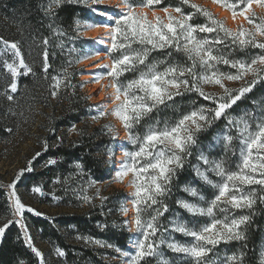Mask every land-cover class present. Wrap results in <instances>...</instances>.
Returning <instances> with one entry per match:
<instances>
[{"label": "trees", "instance_id": "trees-1", "mask_svg": "<svg viewBox=\"0 0 264 264\" xmlns=\"http://www.w3.org/2000/svg\"><path fill=\"white\" fill-rule=\"evenodd\" d=\"M122 1L126 5L128 2L135 4L136 12L140 8L150 11L167 8L171 10L169 13L179 16V13L174 12L176 7H181L184 13L194 12L190 5L182 4L181 0H160V3L151 6H141L143 0ZM213 1L233 12L232 8L225 6V3ZM226 2L235 3L236 0H226ZM191 3L209 10L215 18L223 21L225 26L230 28L225 20L209 7L194 0H191ZM48 4L49 0H0V37L9 42H18L25 62L32 68L31 73L17 78V90L12 92L8 87L12 77L4 67V62H12L13 56L11 50L0 43V139L25 141L28 134L34 131L35 140L32 150L41 155L39 157L36 155L32 162L33 170L24 174L19 186L32 193L33 197L43 205L72 211L48 218L29 215V227L34 239L48 245L49 250L55 254L53 260L47 264H121V260H116V258L121 259L120 253L115 249L118 247L126 251L131 243V234L126 228L120 227L122 222L127 220L121 212V208H125L127 203V194L123 188L114 186L112 180L117 152V141L112 138L114 126L105 115L93 119L97 115L96 105L91 102L80 77L83 71L81 57L86 52V45L91 41L81 32L83 21L91 20L90 11L88 7L75 3V0L71 2L65 0L62 6L55 9V16H51L46 11ZM236 11L239 13L240 8L238 7ZM256 16L255 23H260L259 18L263 16L258 14ZM77 20L82 22L79 33L76 31L75 21ZM205 22V18L199 14L195 15L191 21L193 24ZM255 23L249 24L248 29L255 28ZM54 30H60L65 35H55ZM73 37L76 38L73 39ZM45 38L48 39L47 46L43 44ZM257 40L264 42L258 38ZM45 47L49 53L48 63L50 64L47 74L43 71ZM132 47L140 50L138 44H133ZM71 49L74 51H70ZM218 54L228 56L230 59L247 60L264 54V50L251 47L240 50L232 49L230 46H220ZM115 55L108 51L112 63ZM159 61L180 65L189 63L183 52H177L173 48L151 51L146 63ZM166 66V64H160L159 69L162 70ZM64 69L69 74L70 86L62 85L58 94L53 96L51 95V77L57 76ZM220 70L235 71L224 65L220 66ZM133 76V73L124 74L120 78V83H126ZM252 78L253 76H249L245 79ZM113 80L116 85L117 81L114 78ZM225 82L235 83L238 85L237 88L245 83L244 80H225L224 84ZM225 86L235 89L233 85L225 84ZM203 88L205 92L220 94L219 85L205 84ZM8 96H12V100H9ZM253 101L255 104L252 103ZM201 105L214 107L210 101L204 100L195 91L184 92L183 95L175 96L167 106L162 105L155 109L150 117L136 126L135 131L142 135L152 121H175L182 114ZM245 112H251L255 116L264 114V81L258 83L250 93L229 109L228 115L241 116ZM250 123L254 125L255 121ZM33 124L36 126L33 127ZM225 124L226 120L222 117L210 130L199 134V147L192 149V156L186 161L184 169L177 173L178 178L172 183L171 193L164 199V203L168 205V211L159 218L160 232L152 238L160 244L158 251L161 255L146 258L143 264H193L192 258L175 253L167 247V243H160V241L186 245L193 242L192 238L172 230V222L176 218L197 230L211 222L210 217L189 215L179 208L176 202L181 199L199 202L182 190L186 184L196 187L206 200H211L216 193V189L200 181L193 174V166L204 167L197 159L201 149L210 159L223 158L226 161L225 166L235 170V166L240 162L237 141L234 140L231 145L232 149L237 150L235 155L231 151L225 153L221 145L211 143L213 137L224 129ZM105 125L113 127L109 130L105 129ZM53 129H55L54 133ZM230 134L236 135L235 131ZM57 137L62 140L58 147L56 146ZM45 142L48 145L47 150H45ZM126 150L134 151L135 147L127 145ZM109 152L113 153L111 159H109ZM51 158H55L57 163L46 166L45 162ZM77 164L82 167L77 168ZM210 178L214 181L218 179L212 174ZM34 187H39L41 192H33ZM244 191L255 192V203L252 209L234 210L229 215L250 216L248 224L241 226L245 239L222 242L214 246L206 264H229L227 258L232 254L239 255L241 252L244 253L242 264H262L264 260V186H245ZM84 196L91 199L85 201ZM134 208L136 214L135 204ZM10 215V199L5 188L0 185V219L8 218ZM223 215L219 211L215 212L217 218H223ZM146 216L147 213H144L145 218ZM23 236L17 224H13L6 230L0 245V264H21V262L41 264L36 253L25 243ZM82 237L100 240L113 247L91 243ZM57 249L63 251L64 255H58Z\"/></svg>", "mask_w": 264, "mask_h": 264}, {"label": "snow or ice", "instance_id": "snow-or-ice-1", "mask_svg": "<svg viewBox=\"0 0 264 264\" xmlns=\"http://www.w3.org/2000/svg\"><path fill=\"white\" fill-rule=\"evenodd\" d=\"M181 2L184 5H190L194 12L184 13L181 7H176L174 12L180 14L176 16L165 8L164 11L168 13L167 21L159 16L155 21H151L146 14L136 12V6L131 2H128L125 8H121L119 5H105L103 0H75V3L88 7L93 15L100 16L104 21L103 26L110 28L109 35L112 43L108 50L116 55L113 63L105 67L110 68L108 75L117 81L114 100L118 103L113 112L128 131L125 143L135 147L134 151L124 150L125 159L119 162L118 168L114 165L115 177L122 180L131 173L132 183L135 185V191L132 194L136 205L135 229L133 230V222L129 220H124L120 225L131 234L132 243L129 245L131 250L122 251L118 247L115 249L121 256L127 258V264H143L146 258L161 255L158 251L160 244L152 238L160 232L159 218L168 211V205L164 203V199L171 193L172 183L178 178L177 173L184 169L186 161L192 156V149L199 147V134L210 130L214 123L222 117L226 120L225 127L213 137L211 143L219 144L225 153L231 151L235 155L237 150L232 149L231 145L236 140L239 146L240 162L235 166V170H230L225 166L226 161L223 158L210 159L201 149L197 159L204 167L193 166V174L200 181L216 189V193L211 200H206L196 187L186 184L182 190L199 202L183 199L176 202L177 206L189 215L210 217L211 222L197 230L176 218L172 222V230L192 238L193 242L186 245L161 240L160 243H167V247L175 253L192 258L193 264H206L214 246L222 242L245 239L241 226L248 224L250 216L237 217L229 213L234 210L252 209L255 203V192H245V186H264V114L255 116L251 112H245L241 116L228 115L229 109L247 93H250L258 83L264 81V54L247 60L230 59L228 56L218 54L220 46H230L232 49L240 50L250 47L264 50V42L257 40V33L264 35V17L259 18L260 23H255L257 16L252 11L253 0H236L235 3L218 0V2L225 3L226 7L233 9L234 18L237 16L236 9L239 7V15L245 16L249 24L255 23L254 30L241 26L238 31H233L226 27L223 21L215 18L209 10L191 3V0H181ZM255 2L260 7H264V0H255ZM64 3L65 0H49L47 13L55 16V9ZM158 3L160 0H143L141 6ZM197 14L203 16L206 22L191 23ZM75 24L76 31L79 33L82 22L77 20ZM100 26L99 23L83 21V27ZM49 27L52 26L49 25ZM54 34L65 35L60 30H54ZM199 34L205 35L200 36ZM0 43L12 52V62L5 61L4 67L12 77V82L8 87L15 92L18 87L17 78L31 73L32 68L25 62L18 42H9L0 37ZM94 43H102V40H95ZM43 44L47 46V38L43 40ZM133 44H138L140 50L134 49ZM166 48L183 52L189 63L187 65L167 64L166 61L146 63L151 51ZM48 55L47 47H45L43 52L45 74L50 67ZM88 55L89 53L85 52L81 58H87ZM160 64L167 66L160 70ZM221 65L228 66L235 71L223 72L220 70ZM198 66L199 71H197ZM126 73H133V78L126 83H120V78ZM249 73L253 78L246 80ZM51 80V95L53 96L58 94L62 85L70 86L66 69L57 76L51 77ZM225 80H244L245 83L233 89L225 86ZM205 84L219 85L223 90L222 94L205 92L203 88ZM192 91L198 93L204 100L210 101L214 107L204 105L194 107L190 112L182 114L178 120L171 122L154 120L147 125L142 135L135 131L136 126L145 118L150 117L159 106H167L175 96ZM8 99L12 100V96H8ZM252 103L255 104V101ZM96 112L97 115L93 119L107 114L104 105H97ZM250 121H255L254 125ZM111 127L113 126L105 125V129L110 130ZM7 131L10 132L11 129ZM52 131L54 133L55 129ZM232 131H235V136L230 134ZM112 138L117 137L113 134ZM61 143V138L57 137L56 146L58 147ZM47 148L48 145L45 142V150ZM36 155L39 157L41 153ZM108 155L111 159L113 153L109 152ZM56 163L55 158L45 162L46 166ZM76 167L81 168L82 165L77 164ZM31 170V167L22 169L20 175L9 185L12 189L9 199L12 200L13 219L0 226V239L13 224H19L22 230L26 229L27 226L19 219L25 211L34 212L37 216L42 215L23 204L15 192L16 183L21 180L25 171ZM210 174L218 179L214 181L210 178ZM32 191L40 193L41 189L34 187ZM83 199L87 201L91 198L84 196ZM217 211L224 214L223 218L215 216ZM121 212L126 213L127 209L122 207ZM144 213H147L146 218ZM82 238L104 247H113L111 244H105L90 237ZM23 239L40 257L41 264H43V254L32 245L30 234L27 231H24ZM56 251L58 255H64L60 249ZM243 256L244 253L241 252L239 255L232 254L227 259L229 264H242Z\"/></svg>", "mask_w": 264, "mask_h": 264}, {"label": "rangeland", "instance_id": "rangeland-1", "mask_svg": "<svg viewBox=\"0 0 264 264\" xmlns=\"http://www.w3.org/2000/svg\"><path fill=\"white\" fill-rule=\"evenodd\" d=\"M197 3H201L211 9L210 6L206 4L204 0H194ZM103 3L105 5H119V2L116 0H103ZM120 6V5H119ZM212 10V9H211ZM252 11H254L258 15H262L264 17V7H260L258 3H253ZM138 13H144L146 16L152 20L155 21L156 17L159 16L167 21V15L164 10H155L150 11L148 9H137ZM168 12H171V10H168ZM214 12V11H213ZM217 14V13H216ZM91 20L90 22L99 23L101 25L102 18L100 16H95L90 12ZM220 17V16H219ZM222 18V17H220ZM225 20V23L229 25V27L233 31H238L241 26L244 28H250V25L248 23V20L245 19V16L237 14V16L234 18L233 22H230L223 18ZM90 27H83L82 35L84 36L85 30H88ZM102 29V28H101ZM100 29V34L98 32L95 36L94 32H90L91 37L90 42L86 45V52L89 53L87 58H81V66L83 67V70H86L87 76L84 79L81 78V80L84 82V89L87 92L88 96L90 97V100L92 103L97 105H104L106 107L107 114L105 115L114 126V135L117 137V152L115 156V166L116 168L119 167L118 161H123L125 159L123 153L124 150H126L127 143H125L128 132L124 128L122 121L114 114L113 109L116 107V103L118 101L114 100L115 92L111 88V80H113V77L108 75V72L110 68L105 66H97L98 59L94 58L96 55H100L99 58L105 57L104 53L105 48L102 45V43H94L95 40H99L98 38L102 35V30ZM254 30V28H252ZM257 38L259 40L264 41V35H260L257 33ZM98 53V54H95ZM1 54V53H0ZM103 59V58H102ZM81 76V75H80ZM252 76L251 73H249L246 77ZM114 81V80H113ZM227 85H233L235 88H237V84L231 83V82H225ZM220 94L222 93V88L220 87L218 89ZM36 126V124H33V127ZM34 131H31L30 134L26 137L27 139L25 141L21 140H2L0 139V185L5 188L7 191L8 197L10 193L12 192V189L9 188V185L13 183V181L16 179L18 175H20L22 169H28L29 167L32 168V162L36 157V153L33 152V142H34ZM31 162V163H30ZM31 170V171H32ZM31 171H25L24 174L31 172ZM23 174V176H24ZM22 176V178H23ZM21 178V180H22ZM20 180V181H21ZM112 180L113 185L119 188H123L127 194V203L125 205V208L127 209L126 213H123L124 217L129 220L132 223L133 230L135 229L134 225V218H135V208L134 203L132 201L133 197L132 194L135 191V185L132 183L133 181V175L129 173L127 176H125L122 180L115 177L114 175V166L112 170ZM16 183L15 186V192L18 194L21 202L25 204L26 206H30L35 211L40 212L43 217H53L61 213H68L72 212L67 209L63 208H52L48 205H43L39 203L26 189L19 186V182ZM128 200H130L129 203ZM11 205V215L8 218L0 219V226H3L4 223H6L8 220L13 219L12 214V200H10ZM134 209V211H133ZM126 214V216H125ZM29 215H35L34 212H28L25 211L22 217H19L20 220L23 221V223L27 226L25 230H22L20 225L17 224L20 229L23 232L27 231L30 234L31 237V243L32 245L38 249L43 254V264H47V262H51L55 256L54 252H51L49 250L48 245L45 243L34 239L32 230L29 227ZM37 216V215H35ZM2 239H0V245L2 243ZM132 243V241H131ZM130 243V244H131ZM130 247L126 251H130ZM121 256V255H120ZM40 259V257H39ZM116 260H121V264H127V258L121 256V259L116 258ZM41 261V259H40Z\"/></svg>", "mask_w": 264, "mask_h": 264}, {"label": "bare ground", "instance_id": "bare-ground-1", "mask_svg": "<svg viewBox=\"0 0 264 264\" xmlns=\"http://www.w3.org/2000/svg\"><path fill=\"white\" fill-rule=\"evenodd\" d=\"M117 2H119V5L121 8H125L127 5L124 4V2L122 0H116ZM206 2V4L208 6L211 7V9L217 13L220 17L222 18H225L228 21L230 22H233L234 20V17L232 15V12L230 10H228L227 8L223 7L222 5L218 4L217 2H214L213 0H204ZM253 3H256L255 0H253ZM239 14V13H237ZM110 23V22H109ZM104 24V21H102L101 23V26L100 27H90L88 30H85L84 32V36L85 37H91V33L90 32H94L95 33V36L97 35L96 32H98L100 34V29L102 30V35L98 38L99 40H102V45L104 46L105 48V57H100V55H96L94 58L98 59L97 61V66H110L112 64V61L111 59L109 58L108 56V49L110 48L111 46V43H112V40H111V37L109 35V32H110V28L109 27H104L103 26ZM103 58V59H102ZM108 68V67H107ZM87 71L85 70V72L83 74H81V78L85 80L86 78V73ZM111 88L112 90H114V92L116 93V87H115V82L113 80H111ZM120 161H118L119 163ZM130 200H128L129 202ZM132 202V201H131ZM129 202V203H131ZM134 211V209H133ZM126 216V214H125Z\"/></svg>", "mask_w": 264, "mask_h": 264}, {"label": "water", "instance_id": "water-1", "mask_svg": "<svg viewBox=\"0 0 264 264\" xmlns=\"http://www.w3.org/2000/svg\"><path fill=\"white\" fill-rule=\"evenodd\" d=\"M84 72H85V70H83L81 74H83Z\"/></svg>", "mask_w": 264, "mask_h": 264}]
</instances>
